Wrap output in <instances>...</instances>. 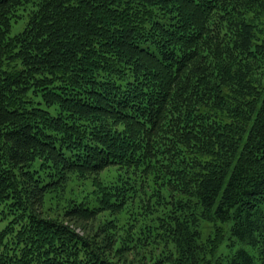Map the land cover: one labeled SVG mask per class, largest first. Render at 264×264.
I'll return each instance as SVG.
<instances>
[{"label":"trees","instance_id":"16d2710c","mask_svg":"<svg viewBox=\"0 0 264 264\" xmlns=\"http://www.w3.org/2000/svg\"><path fill=\"white\" fill-rule=\"evenodd\" d=\"M0 264H264V0H0Z\"/></svg>","mask_w":264,"mask_h":264},{"label":"rangeland","instance_id":"374dc122","mask_svg":"<svg viewBox=\"0 0 264 264\" xmlns=\"http://www.w3.org/2000/svg\"><path fill=\"white\" fill-rule=\"evenodd\" d=\"M27 20V16L25 15L24 17L22 18H19L17 21H12L11 23V27H10V31H9V34L10 35H14L18 32H20L24 26H25V22ZM136 200L138 201V206H135L136 207V210H139L140 208V200H139V197H136ZM135 207L133 206V204H130V205H126L120 212L119 214H117L118 216V220L120 222H126L128 220H131V217L133 216L134 212L136 211L135 210ZM114 215L113 214H110L108 217H113ZM96 223V222H95ZM82 225H85V226H88L90 225L89 223L85 224V223H82ZM81 226V225H80ZM209 228L208 226L206 227V229ZM208 232L206 230H204V236L207 234ZM229 234L228 232L226 233V240L225 242H227L229 240V238L227 237ZM243 246H245L250 252L254 253V250L249 246V245H246L244 244ZM219 251H223V252H226V246L224 245V242L223 244L220 246L219 248Z\"/></svg>","mask_w":264,"mask_h":264}]
</instances>
